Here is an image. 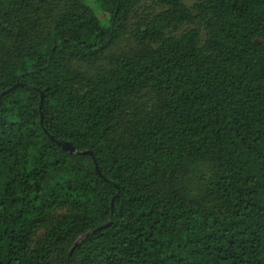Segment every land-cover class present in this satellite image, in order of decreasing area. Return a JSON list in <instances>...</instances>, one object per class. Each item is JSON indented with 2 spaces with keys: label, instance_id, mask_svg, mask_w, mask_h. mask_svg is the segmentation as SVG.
<instances>
[{
  "label": "trees",
  "instance_id": "16d2710c",
  "mask_svg": "<svg viewBox=\"0 0 264 264\" xmlns=\"http://www.w3.org/2000/svg\"><path fill=\"white\" fill-rule=\"evenodd\" d=\"M0 264H264V0H0Z\"/></svg>",
  "mask_w": 264,
  "mask_h": 264
},
{
  "label": "water",
  "instance_id": "95a60500",
  "mask_svg": "<svg viewBox=\"0 0 264 264\" xmlns=\"http://www.w3.org/2000/svg\"><path fill=\"white\" fill-rule=\"evenodd\" d=\"M16 85V84H15ZM14 85V86H15ZM13 86V87H14ZM40 105H39V108H41V103H42V93H40ZM42 119V118H41ZM42 121V120H41ZM57 142V144L62 148V149H64V150H67V151H69V152H72V153H84V154H89V155H91V157H92V159H93V161H94V165H95V169L99 172V169H98V166H97V163H96V161H95V158L93 157V155H92V153L90 152V151H83V152H78V151H76V149H75V147L74 146H72V144L70 143V142H67V141H56ZM112 208H113V201H111V211H112ZM110 224V221L107 223V224H105V226L106 225H109ZM91 233V232H90ZM89 233H86V234H84L82 237H84V236H86V235H88ZM77 244V241L75 242V244H74V246ZM73 246V247H74ZM72 249L73 248H71V250H70V252L72 251ZM69 252V253H70Z\"/></svg>",
  "mask_w": 264,
  "mask_h": 264
},
{
  "label": "rangeland",
  "instance_id": "374dc122",
  "mask_svg": "<svg viewBox=\"0 0 264 264\" xmlns=\"http://www.w3.org/2000/svg\"><path fill=\"white\" fill-rule=\"evenodd\" d=\"M91 1V0H90ZM188 1H190V0H188Z\"/></svg>",
  "mask_w": 264,
  "mask_h": 264
}]
</instances>
